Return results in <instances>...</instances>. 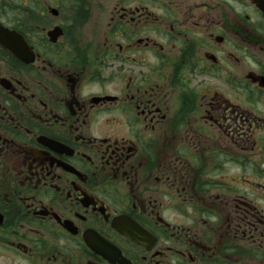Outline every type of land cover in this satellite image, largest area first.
Instances as JSON below:
<instances>
[{
	"label": "flooded vegetation",
	"instance_id": "obj_1",
	"mask_svg": "<svg viewBox=\"0 0 264 264\" xmlns=\"http://www.w3.org/2000/svg\"><path fill=\"white\" fill-rule=\"evenodd\" d=\"M0 264H264V0H0Z\"/></svg>",
	"mask_w": 264,
	"mask_h": 264
}]
</instances>
